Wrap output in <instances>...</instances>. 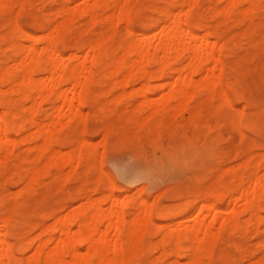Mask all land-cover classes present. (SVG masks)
Instances as JSON below:
<instances>
[{"label":"rangeland","instance_id":"rangeland-1","mask_svg":"<svg viewBox=\"0 0 264 264\" xmlns=\"http://www.w3.org/2000/svg\"><path fill=\"white\" fill-rule=\"evenodd\" d=\"M19 1L13 0L15 7L11 5L12 8L0 7V74L11 65L14 67L11 68V75L6 77L10 79L0 83L3 90L0 92V113H5L8 132L14 140V145L10 144L9 154L5 150L0 153V159L4 155L0 160V232L6 228L7 238L12 244L9 264H24L28 257L32 258L38 242L49 237L50 226L59 215L69 213L74 208L80 209L91 197L100 198L105 208H109L114 203L113 193L123 201L129 198L122 203L126 217L120 218L123 226L120 225L121 221L118 225L124 234L133 215L139 212L142 198L148 202L147 211L151 210V213L141 212L147 224L143 226V236L133 249V252L136 249V253L131 251L127 264H176L177 261L186 264L190 252L184 248L193 244L182 242L177 249L174 240H169L168 228L205 217L210 222L217 210L207 207L205 201L209 198L226 210L224 216L230 214L233 206L243 209V200L228 205L231 196H238L237 185H233L237 181L232 173L235 171L245 181L257 171L260 175L264 173V0L248 14L241 12L247 6L242 4L232 12L231 18L226 19L219 13L226 0H198L190 11L186 7L193 28L210 34L218 41L221 39L223 89L228 96L220 85L215 91L202 87L192 93L195 96L190 95L193 100L189 98L185 110L180 106L174 107V99L161 109L158 107L163 104L158 107L147 104L148 99L157 102L163 95L168 96L169 82L177 76L178 68L188 62L186 53L172 60L160 78L152 79V85L163 83L166 86L160 88L162 91L153 88V93L150 91L146 95L148 99L140 90L145 78L137 75L123 91L113 85H117L116 79L122 80L125 70L116 77L108 69L122 54L128 40L138 32L145 29L151 37H154L155 31L161 32L165 12L178 11L182 0H130L128 21L115 18L117 21H108L105 18L103 14L114 12L113 5L106 11H100V16L95 20L78 13L59 42L66 57L71 53L86 54V45L90 41L106 42V45L98 52L101 66L94 67L88 99L81 104L82 116L70 117L67 114L62 118V126H57L59 137L55 138L53 146L62 152H73L84 137L88 144L80 156L79 150L74 152L76 158L80 157L74 167L67 165L59 170L52 166L39 175L35 184L24 177L34 166L33 157L37 154L33 147L36 142H41L32 135L42 123L50 122L54 127V122L59 119L52 117L59 113L54 109L55 95L40 100L39 106L32 107V97L24 98L17 91H10L19 73L14 63L16 50L21 42L28 46L34 42L26 35L27 32L41 38L42 35L46 36L55 31L62 9L77 11L84 7L86 0H22L19 3L21 6ZM17 25L26 32L17 30ZM209 29L214 32H208ZM40 37L36 42L41 47L45 37L43 40ZM148 68L156 70L154 64H149ZM205 72L197 73L196 79L204 77ZM41 76V71L36 69V77ZM29 105L31 107L28 108ZM32 130H35L33 134ZM21 138L22 141L27 138L28 142L24 140L22 143ZM27 145H30L29 148ZM50 153H44L39 165L47 161ZM227 169L232 172H227ZM263 210L261 214L264 215ZM263 215L261 220L253 219V222L246 224L245 220L250 214L243 211L240 215L243 220L235 228L228 225L220 227L219 221L215 236L218 232L220 234L218 238L214 237L215 244L211 253L206 254L204 263L264 264ZM11 217H14V222ZM4 220H8L6 226ZM105 226H102L104 230ZM115 232L114 228L112 237L117 239Z\"/></svg>","mask_w":264,"mask_h":264},{"label":"bare ground","instance_id":"bare-ground-1","mask_svg":"<svg viewBox=\"0 0 264 264\" xmlns=\"http://www.w3.org/2000/svg\"><path fill=\"white\" fill-rule=\"evenodd\" d=\"M21 1H19L18 4L23 2ZM197 2L198 0H182L181 8L178 11L167 10L163 20L164 25L161 23L163 25V29L159 33L155 31V35L153 34L154 37H151L147 30L144 29L138 32L135 37L128 40L127 44L124 45L125 47L123 48L122 54L117 57L111 65L109 64L110 67L108 69H110V73L116 77H118L119 72L121 73L123 70L126 72L125 75L122 76V80L115 78V84L117 85H113L114 88L119 86L123 91H126V86L130 85L137 75H140L146 79L140 89L142 90V94L144 93V96L148 95V93H151L153 88L158 90H161L160 88L164 89L166 84L159 83L160 85H152V79L157 77L160 78L172 60L178 59L181 55L186 53L188 56V62L186 65H181L182 67L178 68L177 76L174 80L169 82L170 89L168 90L169 94L167 93L168 96L166 97L163 95V98L161 97L162 99L160 98V101L157 100V102L156 100H149L148 96H146L145 98L148 99L149 103L147 105H150V107H152L151 105L158 107V105L163 104L162 107H158L161 109L165 104L168 105V103L174 99L176 101V105L173 104L174 107L176 106V108H178L180 106L183 110H185L188 100L192 99V96L190 95L195 96V94L192 93H196L202 87L215 91L219 85L222 86V90L224 91L226 97L228 96L226 90L223 89L222 73L224 69V63L221 59L222 54L220 56V51L222 50L220 48H222V46L220 47L219 45V41L221 39L218 41L216 38L213 39L210 34L205 32L202 33L198 29L193 28L189 21L188 13H186L188 10L186 7L189 8L190 11V9L193 8ZM261 2L262 0H226V4L219 10V13L224 15L226 19L235 9H239L240 5L247 4V6L243 8L241 12L248 14L250 11H253ZM11 5H15L13 4V0H0V7L12 8ZM112 5L114 6V12L112 11L113 13L111 12L108 14H103L105 18L108 21L111 19L128 21L131 11L130 0H86L84 7H81L77 11H74L72 8L73 10L62 9L59 12L58 16L60 19L58 20L55 31H51L46 36L42 35L45 37L43 46H37L36 41L40 40L38 39L40 35L37 37V35H32L29 32H27L26 35L34 40V42L31 43L32 45L28 46L23 42L18 44L16 58L14 59L16 69L19 70L18 79H16L17 81L15 83L12 82L14 85L12 84V86H10V91H17L21 94V97L24 98L32 97V107L38 103L40 104V100L44 101V99H48L52 95H55L56 99L54 102V109L59 113V115L52 117L59 119L58 122L55 121L56 119L54 120V127H51L53 125L49 124L50 122H47L46 124L42 123L39 127H37L38 129H36V131H31L32 134L35 131L34 136L31 134L32 137L36 139V141L41 140V142H36L35 146L33 147V150L36 151L37 154L33 157L34 166L30 167L31 172H27L26 176L24 177L28 180L30 179V181H33L34 184L39 179V175L41 176V173L51 169L52 166H55L59 170L67 165H72L74 167L75 161H77V158H80L78 156L82 154L83 149L87 146L88 142L86 139H84L85 137L81 143L79 140L80 146L77 149L79 150V155L76 158V153L74 152L77 150L73 152H62L61 149L59 150L58 148H54L53 142L55 138L57 139L59 137L57 134V126H62V118L66 117L67 114H69L70 117L82 116L83 112L81 111V104H83L84 101L88 99V87L94 76V67L101 66V58L98 55V52L101 48H103V46L105 47L106 45V42L90 41V43L86 45L88 48L86 54L80 55L77 53H71L66 57L64 51H62V49L59 47V42H61L65 30H67L70 26V21L74 17L76 18L78 13L87 15L88 17L94 18L95 20L98 18V16H100V11H106V9ZM19 6L21 5L19 4ZM116 10L117 12H115ZM16 29L23 33L26 32L23 31L19 25H17ZM212 31L213 30H210L208 32ZM216 34L218 35V33ZM105 39L106 38H104V40ZM225 47L226 42L224 48ZM74 61L77 62L74 63ZM149 64H154L156 66V70H150L148 68ZM105 66L107 67L108 65ZM10 67L12 68L13 65ZM106 67H103L105 68L104 70H107ZM11 68H8L6 72L0 74V83L5 79H10L6 77L11 75ZM36 69L41 71V77H36ZM203 70L206 71V75L197 80L196 74ZM2 91L3 90L0 88V92ZM164 100H166L167 103H165ZM94 101H96L95 97ZM29 107H31V105H29L28 108ZM170 107L169 109L173 108ZM24 108L26 109V106H24ZM37 108L38 107H36V110ZM30 109L32 110V108ZM2 111L5 112V110ZM63 111L66 112L63 114ZM166 111L168 110L166 109ZM56 112H54V114ZM4 114L5 113H0V153L5 150L9 154L10 144L12 143L14 145V140L8 132V121L6 120ZM161 116H163V114ZM19 126L22 128V125ZM26 135L28 137V133ZM21 137L23 138V136ZM22 138V143L24 140H27V138H24L22 141ZM28 146L30 145H27V148H29ZM45 152L51 153L47 156V161L39 165ZM88 154H90V150ZM83 159L84 158H82V161ZM257 163L259 164V162ZM232 169L234 171L236 167ZM221 171L223 172V170ZM229 171L231 170L227 169V172ZM134 174H136L135 171ZM263 174L260 175L257 171L251 178L245 181V179L242 180L240 176H237L235 171L232 173L233 177L237 181V183H234L233 185H237L236 192H238V196H231L230 200L228 201V205L231 206L233 201L236 202L243 200V209L240 208L241 206H233L230 214L228 216H224L226 211L225 209L223 210L222 207H219L217 203L212 201L210 198L207 200L205 199L207 201H205V203L208 204L207 207H214L217 210L215 216L210 222H207L205 217L204 219H196L192 223L184 221L177 226L172 225L171 228L169 227L170 229L168 228L169 231L166 232H168L169 240H174V243L177 245V249H179L182 242H191V244H193L188 248H184L190 252L189 261L186 264H206L204 263L205 256L206 254L208 255V253H211L213 245L215 244L213 243L214 237L218 238V235L220 234V232H218L219 234L215 236V233L217 232H215V229L219 221H221L220 227L228 225L231 228H235L239 226L241 220H243L240 218V215L243 211H248L250 214L249 218H245H248L245 220L246 224H249L253 219L259 221L263 218V214H261V211L264 209ZM24 177L20 178V180H22ZM33 183L30 185L33 186ZM32 186L29 187L32 188ZM112 197L114 203L109 208H105L104 202L100 200V198L94 199L91 197L89 200L87 199V204L82 206L80 209L74 208L71 212H66V215L62 214L59 215V217L57 215L58 218L55 220V222H53V225L51 224V230L49 234L47 233L49 237H46V239H42L40 242H38L39 244L36 246L34 256L32 258L28 257L24 264H127L128 258L130 259V253L131 251L133 252V249L137 244L136 242L138 239L140 240L141 236H143L142 230L143 226H145L146 220L144 216H141V212L147 211L148 202L142 198L140 201L139 212L133 215L128 231L124 234L123 231H120V226L118 227V225L122 220L120 218H126L124 217L125 214L122 203L127 201L129 198H124L125 200L123 201L121 200L120 196L115 193H113ZM242 203L240 205H242ZM149 211L147 212L151 213V210ZM147 212H145V214ZM149 213H147V215ZM8 217L6 218L10 219V215ZM11 218L13 220L14 217ZM7 221L8 220L4 222V226H6L5 224ZM121 222L120 225L122 224L123 226V222ZM104 224L106 225L105 230L102 228ZM114 228L116 229L115 233L118 235L117 239L112 237ZM143 231H145V228ZM232 232L233 231H230L229 233ZM201 235L203 236L202 238H200ZM36 239L38 238L36 237ZM84 247L86 248L85 251L83 250ZM164 249L166 248H163V250ZM135 251L136 249L133 252L134 254L136 253ZM11 252L12 244L7 238V232L5 228L3 232H0V264H9ZM174 252L176 251L174 250ZM176 264H180V261H177Z\"/></svg>","mask_w":264,"mask_h":264}]
</instances>
